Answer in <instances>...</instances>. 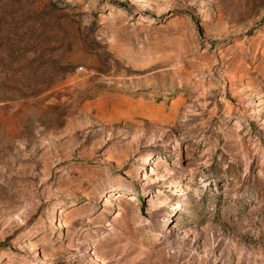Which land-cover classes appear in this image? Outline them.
Instances as JSON below:
<instances>
[{"label": "rangeland", "instance_id": "1", "mask_svg": "<svg viewBox=\"0 0 264 264\" xmlns=\"http://www.w3.org/2000/svg\"><path fill=\"white\" fill-rule=\"evenodd\" d=\"M0 264H264V0H0Z\"/></svg>", "mask_w": 264, "mask_h": 264}]
</instances>
